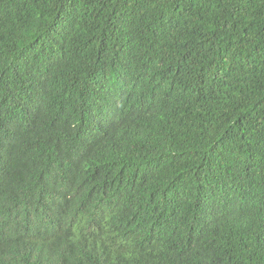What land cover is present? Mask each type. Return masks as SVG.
Here are the masks:
<instances>
[{"label": "trees", "instance_id": "16d2710c", "mask_svg": "<svg viewBox=\"0 0 264 264\" xmlns=\"http://www.w3.org/2000/svg\"><path fill=\"white\" fill-rule=\"evenodd\" d=\"M0 264H264V0H0Z\"/></svg>", "mask_w": 264, "mask_h": 264}]
</instances>
